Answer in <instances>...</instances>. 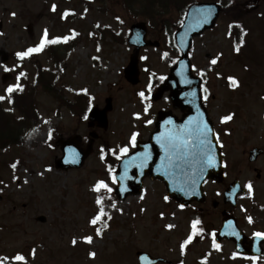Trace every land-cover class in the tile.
Listing matches in <instances>:
<instances>
[{"label": "rangeland", "instance_id": "374dc122", "mask_svg": "<svg viewBox=\"0 0 264 264\" xmlns=\"http://www.w3.org/2000/svg\"><path fill=\"white\" fill-rule=\"evenodd\" d=\"M54 4L57 7L52 11ZM66 11L71 14L70 19L63 18ZM246 19L248 48L240 58L235 57L229 35L232 21L229 15L221 17L212 31L193 44V71L198 77L203 71L207 79L204 105L222 145L225 178L222 183L212 180L205 183L204 203L181 208L170 199L165 201L164 185L150 178L145 179L139 195L120 201L109 164L99 156L102 145L117 152L129 145L133 132L139 133L137 143L147 141L156 130L161 111H171L178 118L183 115L173 108L168 95L159 102L143 101L138 96L140 91L152 96L157 90L153 74L166 77L172 62L178 60L179 51L172 46V35L150 30L148 39L160 46L141 51L140 83L132 86L124 76L133 52L127 38L133 24L147 22L135 8L128 13L119 0H105L102 7L93 0H0V95H5L8 85L17 83L16 77L21 72L26 76L20 78V84L25 77L30 84L35 83L34 63L55 69V63L44 50L35 58L27 57L22 67L14 57L17 52L38 45L45 29L49 39L71 36L72 30L79 34L75 36V45L61 59L53 81L54 94L36 88L39 119L24 133L19 147L0 153V258L9 257L5 264H18L12 259L17 253L25 255L28 264H139L136 257L139 251L173 264H222L221 254L212 248V237L203 242L191 241L183 250L181 245L197 219L210 233L217 229L219 216L213 202H220L227 185L234 180H239L247 191L246 185L252 184V192L238 199L237 215L246 213L253 197H264V157L255 165L248 163L252 148H264V0L259 4L253 1ZM30 24L32 35L27 30ZM164 53L168 54L166 58ZM6 56L7 62L3 63ZM212 59H217L215 65L211 64ZM4 66L14 70L6 73ZM5 74L13 76L6 83ZM229 77L238 81L237 87L230 86ZM149 82L153 85L151 93L147 92ZM79 93H85V98L78 97ZM108 99L112 100V110L107 115V128L103 129L98 127L99 122L90 120L89 114L93 108L103 110ZM3 103L13 109L8 99ZM146 103L151 104L147 114L143 111ZM71 105L77 106V113L71 111ZM137 113L140 119H136ZM232 113V120L221 122L222 117ZM147 120L153 123L146 124ZM33 129L46 138L28 144V134L32 135ZM92 133L97 139L83 167L58 169L56 163L63 156V143L79 136L77 146L86 150ZM134 149L130 148L129 153ZM17 159L21 160L19 167L11 170L9 163ZM253 167L263 174L262 180L250 169ZM99 180H105L114 191L102 194L93 191ZM98 196L104 198L103 208L111 220L103 218L93 226L90 220L99 211ZM39 217L46 218V223L39 222ZM169 224L174 227L168 229ZM97 228L102 229V236L96 235ZM85 236L93 237L91 244L84 241ZM73 239L77 241L75 245ZM91 252L96 253L94 258L89 255ZM263 261L237 260L236 264Z\"/></svg>", "mask_w": 264, "mask_h": 264}, {"label": "water", "instance_id": "95a60500", "mask_svg": "<svg viewBox=\"0 0 264 264\" xmlns=\"http://www.w3.org/2000/svg\"><path fill=\"white\" fill-rule=\"evenodd\" d=\"M202 9H212V14L208 17V21L202 26H199L195 23V17L200 14ZM222 12V6L217 3H195L190 6L186 12L185 20L183 26L175 34V43L177 48L181 52V58L179 59L177 65L172 68L170 75L166 78L164 85L161 86L157 92L153 95L154 101L161 100L166 93H170L169 97L173 103L175 109H180L184 114L182 119L176 118L171 112H160L158 115V122L156 124V131L151 134L148 142L138 143L137 149L135 152L129 154L127 157L122 159L118 165L116 176L119 178L124 174V163L129 160L131 157L135 156L139 152L145 150V145H150L149 151L151 152V158L148 161V164L140 168L138 166L139 161L136 162L133 166L128 169L129 179L124 181H118L116 183V194L121 201L126 200L128 196L139 195L143 189L144 179L150 177L151 180H160L163 182L167 189V195L170 199L175 200L181 205L188 206L192 202H203L205 200V193L203 191V185L205 181L213 179L216 182H221L224 178L223 175V155L221 151V146L219 141L216 139V135L210 136L213 143L216 145L215 152L217 157V165L213 168L207 170L205 175V180L201 181L196 188L195 194L186 195L184 192L179 191L180 187V176L179 173L176 177V182L174 183L169 177H166L162 172L157 170V167L160 163V157L163 155L162 149L155 140L157 135H160L165 132H170L173 128H179L181 125L185 124L189 117H195L197 115V107H199V112L202 114L201 118L208 122L210 128H212L213 133H215L213 124L209 120L208 113L203 105L201 97V79L196 78L192 74V64L190 61V51L192 44L195 38L200 37L204 32L212 30L215 27L216 21L218 20ZM29 32L32 31L31 26L28 27ZM148 37V28L147 25L143 22L137 23L131 27L130 36L128 38V44L130 47L134 48V52L130 58V63L125 69V78L131 85H138L140 81V71H139V54L143 48L147 47H159L158 42L147 41ZM7 59V58H6ZM6 61V60H5ZM183 69V76L181 75V70ZM191 81L190 84L183 83L184 79ZM11 79L10 75L4 76V82ZM195 91L197 96L193 102L191 96H186L185 93H190ZM107 106L104 110L94 109L91 113L92 122H99L100 128H107V114L112 110V101L108 99L106 101ZM101 117H95L96 115ZM171 120L173 123L171 125H166L165 121ZM92 126V125H91ZM94 139L97 138L95 134H92ZM74 142H79L80 138L76 137L73 139ZM93 141L88 147L87 151L80 150L75 146L73 142H65L63 145V158L58 161V169H79L81 168L86 158L88 157L89 151L92 149ZM263 151L261 149H253L250 152L249 162L254 163L257 161L258 157L261 156ZM124 188L125 191L120 189ZM241 186L239 182L232 184L225 193V202L236 204V199L239 194H241ZM217 206V204H215ZM38 221L41 223H46V218L39 217ZM234 233H239L235 235ZM227 238L233 240L237 243L238 250L244 254H250L254 256H260L262 250L260 248L263 240L256 241L254 248L251 252H246L243 250L242 246L244 244V238L241 232L238 230L236 223L231 219L224 221L223 228L218 233L216 240L220 242L222 239ZM147 256L148 259L144 260L141 257ZM138 260L140 264H169L170 262L161 259L153 258L147 253L138 252Z\"/></svg>", "mask_w": 264, "mask_h": 264}, {"label": "snow or ice", "instance_id": "6c2138e0", "mask_svg": "<svg viewBox=\"0 0 264 264\" xmlns=\"http://www.w3.org/2000/svg\"><path fill=\"white\" fill-rule=\"evenodd\" d=\"M56 5H52V11L56 10ZM212 9H202L200 10V14L195 17V23L199 26H202L204 23L208 21V17L212 14ZM69 12H65L63 14V18H67ZM15 15V13H13ZM119 20L120 18L117 17ZM123 23V21H120ZM181 25L183 26V21H181ZM97 27H100L99 24H97ZM231 28L232 25H229ZM237 27H240L237 25ZM243 33V29H242ZM246 34V33H244ZM2 35V33H0ZM79 35L78 33L75 32V30H72L71 36H62V37H54L52 39H49V33L48 30L45 29L43 36L41 38V41L38 45L34 47H29L26 51H21L17 52L16 56L19 57L20 59H24L26 57L31 56L34 53H40L42 52L46 46L49 44H58V43H67L69 39L75 38V36ZM91 35V34H90ZM243 41L239 44L236 45L235 51L239 52L240 51V46L242 45ZM99 50V49H98ZM168 56L167 53H164V57L166 58ZM93 59H98L97 57H93ZM145 59H147L145 57ZM217 63V59H212L211 64L215 65ZM194 67V66H193ZM14 69L8 68L7 66H4V71L11 72ZM181 75L183 76V69L181 70ZM201 76H204L205 73L203 71L200 72ZM26 76V73L21 72L17 77V83L14 85H8L7 88L5 89V95H0V101H4L5 99H8L10 103L14 102L12 101L11 97L14 92H22L23 91V86L19 83V80L21 77ZM160 80L166 79V77H159ZM230 81V86L235 88L238 86V81L233 78L229 77L228 78ZM183 83L190 84L191 81L188 79H184L182 81ZM153 89V85L151 82L148 83L147 85V92L151 93ZM86 91V90H85ZM204 92L207 93V89H204ZM186 96H191L193 98V102L196 99V92L192 91L190 93H185ZM138 96L143 100V101H150L151 96L146 95L145 91H140L138 92ZM205 99L207 98L206 96L204 97ZM151 108L150 103H146L145 107L143 109L144 113L147 114L149 109ZM202 114L199 112V107H197V115L195 117H189L187 122L183 125H181L179 128H173L172 131L170 132H165L160 135H157L155 137V140L159 144L160 148L162 149L163 155L160 157V163L157 167V170L162 172L163 175L166 177H169L174 183L176 182V177L177 174L179 173L180 176V187L179 191L184 192L186 195L190 194H195L196 188L199 185V183L203 180H205V175L207 173V170L210 168H213L217 165V157H216V152H215V147L216 145L213 143L212 139H210V136L216 135V139L219 140L218 134H214L212 128L209 127L208 122L206 120H203L201 118ZM234 113L228 114L224 117L221 118L222 123H226L230 120L233 119ZM136 119H140V114L137 113L135 114ZM88 117H85L87 119ZM146 124H152V120H147L145 122ZM173 121L168 120L165 121L166 125H171ZM33 131H36V129H33ZM31 136V133L28 134ZM139 136L138 132H133L130 137L129 145L120 147L118 152L116 149H112V155L116 156L117 159H121L123 156H126L130 148H135L137 146V137ZM49 138H51L49 134ZM222 147V145H221ZM150 145H145V150L143 152L137 153L135 156L131 157L129 160H127L124 165V174L121 177H117L114 174V170L109 165V172L111 175V180L113 184L118 183V181H124L129 179L128 177V169L136 164L137 161H139L138 166L140 168L145 167L148 164V161L151 158V152L149 151ZM102 151V156L101 158L103 159V149ZM226 166V165H225ZM12 167L15 169L16 164L14 163ZM50 170V169H49ZM27 182V181H25ZM206 182V181H205ZM249 193L252 192V184L249 182L246 185ZM105 191L107 193H112L114 189L109 186V184L105 180H99L96 182V184L93 186V191L100 193L101 191ZM121 191H125L126 189L121 188ZM110 198V197H109ZM141 199L144 197L141 196ZM169 199L168 196L164 197V200L167 201ZM103 202L104 198L102 196H98L96 199V204L100 205L98 213L90 220V223L95 226L99 222H102L103 218L107 217L108 220L111 219V216L108 215L103 208ZM112 207L115 208L116 205L115 203L112 204ZM181 208L184 207V205H180ZM143 210V209H142ZM122 211V210H121ZM161 216H163V213H161ZM249 223H252V218L247 217ZM201 224V221L199 219L195 220L192 222V228L193 232L189 234L187 239L184 240L183 244L181 245V249L183 250L189 243H191L194 235H196V228L198 225ZM104 227H108V225L105 223ZM168 229H172L174 225L169 224L166 225ZM200 233H203V229L201 228ZM103 231L101 228L96 229V235L97 236H102ZM235 235H239V233H234ZM253 236L260 239L264 240V232L257 231L253 233ZM212 237V246L213 248L220 250V245L216 243V232L211 233ZM84 241L88 244H91L93 241L92 236H85ZM73 245L77 243L75 239L72 241ZM32 256H35V249L32 250ZM93 258L95 257L96 253L91 252L89 254ZM236 253L233 254V258H236ZM12 259L18 264H28L27 258L25 255L21 253L15 254ZM141 259L147 260L148 257L144 256L141 257ZM250 259L254 261H258V257H250ZM9 260V257L5 256L3 258H0V264H5L6 261Z\"/></svg>", "mask_w": 264, "mask_h": 264}, {"label": "trees", "instance_id": "16d2710c", "mask_svg": "<svg viewBox=\"0 0 264 264\" xmlns=\"http://www.w3.org/2000/svg\"><path fill=\"white\" fill-rule=\"evenodd\" d=\"M100 6L103 5L105 0H95ZM128 13L136 12L148 22L151 31H165L173 35L180 27L181 21L185 15L187 7L196 0H119ZM224 6L223 17L230 16L232 21L230 25V35L234 41V46L243 41L240 46V51L236 52L239 55L248 48V31L247 12L252 5L253 0H220ZM102 9V8H100ZM239 25L240 27H237ZM243 29V33H242ZM246 33V34H244ZM70 48L69 42L60 43L59 47L50 45L48 48V55L57 64L60 63L64 52ZM64 52H63V51ZM16 59L23 62L16 56ZM36 80L35 83L30 84L27 78L22 92H14L12 94V110L5 107L4 103L0 101V153H4L13 147H19L22 143L24 133L31 127L32 122L39 119L38 102L36 100V88L40 87L42 90L50 95L54 94L53 81L58 73L57 68L48 70L38 64H34ZM154 83L160 86L163 80L158 76H153ZM73 113H77L78 108L75 105L70 107ZM103 156L102 159V150ZM99 156L102 160L106 161L113 170L116 169L118 159L112 155L111 148L108 145H102L99 150ZM16 166L20 164V160L14 162ZM9 164L12 167L14 164ZM13 168V167H12ZM203 233H200V229ZM196 235L193 240L201 242L205 233L202 226H197Z\"/></svg>", "mask_w": 264, "mask_h": 264}, {"label": "flooded vegetation", "instance_id": "af4514ba", "mask_svg": "<svg viewBox=\"0 0 264 264\" xmlns=\"http://www.w3.org/2000/svg\"><path fill=\"white\" fill-rule=\"evenodd\" d=\"M262 157H264V155ZM250 169L258 173L259 181L263 179V174H261L260 170L257 167H253ZM223 194L220 198V202H218L219 206L216 209V211H218L219 223L215 232L217 233L221 230L225 219H227L228 217H233L236 220L238 227L245 235V250L251 251L253 245L255 244V241L257 240V238L253 236V233L257 231L264 232V197H253L251 202L249 203L246 213L241 212L237 215L236 212L239 211L240 208L239 202L236 206L232 207L230 204L225 203ZM247 217H251L253 222L249 223ZM219 245L220 250L213 248V246L212 248L214 251L221 254L219 256V259L222 261V264H236L237 260L254 262V260L250 259L251 256L239 254L237 250V245L234 241L224 239L219 243ZM262 249L263 253L262 256L259 257V259L264 260V240L262 244ZM234 253L237 254L235 259L233 258ZM262 264H264V261L262 262Z\"/></svg>", "mask_w": 264, "mask_h": 264}, {"label": "bare ground", "instance_id": "6f19581e", "mask_svg": "<svg viewBox=\"0 0 264 264\" xmlns=\"http://www.w3.org/2000/svg\"><path fill=\"white\" fill-rule=\"evenodd\" d=\"M110 70H111V69H108V70H106V72L109 73ZM80 72H82V70H81ZM43 138L45 139L46 136L43 135V134H40V133H39V130H36V131H34V132L32 133V135L28 138L27 143H28V144H32V143H34V142H36V141H38V140H42Z\"/></svg>", "mask_w": 264, "mask_h": 264}]
</instances>
